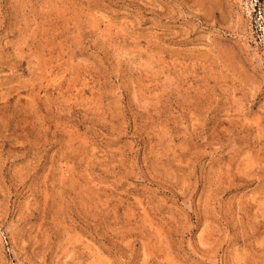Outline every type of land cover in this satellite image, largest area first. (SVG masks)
<instances>
[{"label": "rangeland", "instance_id": "obj_1", "mask_svg": "<svg viewBox=\"0 0 264 264\" xmlns=\"http://www.w3.org/2000/svg\"><path fill=\"white\" fill-rule=\"evenodd\" d=\"M0 264H264V0H0Z\"/></svg>", "mask_w": 264, "mask_h": 264}]
</instances>
